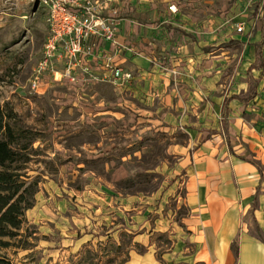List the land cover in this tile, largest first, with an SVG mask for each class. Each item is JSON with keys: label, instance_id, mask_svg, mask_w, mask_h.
I'll use <instances>...</instances> for the list:
<instances>
[{"label": "crops", "instance_id": "crops-1", "mask_svg": "<svg viewBox=\"0 0 264 264\" xmlns=\"http://www.w3.org/2000/svg\"><path fill=\"white\" fill-rule=\"evenodd\" d=\"M119 10L127 12L115 44L101 51L132 78L120 88L90 85L109 90L128 114L155 115L152 127L182 130L171 183L157 206L136 212L129 194L114 190L125 177L118 169L82 190L62 173L42 177L27 226L48 252L108 246L105 258L119 264H264V11L260 28L234 35L211 0H113L108 12Z\"/></svg>", "mask_w": 264, "mask_h": 264}, {"label": "rangeland", "instance_id": "rangeland-1", "mask_svg": "<svg viewBox=\"0 0 264 264\" xmlns=\"http://www.w3.org/2000/svg\"><path fill=\"white\" fill-rule=\"evenodd\" d=\"M36 1L0 0V105H8L24 125L34 130L20 140L21 145L28 144L26 174L38 185L42 177L52 178L62 173L68 176L67 187L82 190L92 187L96 176L105 178L111 170L118 169L125 177L114 184V190L129 194L132 202L129 207L141 212L147 202L151 207L157 206L159 201L154 197L171 183L175 170L173 145L182 144L186 136L179 128L152 127L146 120L158 119L155 115L149 118L145 112L134 113L130 109L128 114L122 106L113 105L117 104L116 99L106 88L90 84L79 88L48 81L34 93L29 83L48 35L46 9L38 7ZM211 1L215 15L224 14L231 34H239L238 23L244 31L260 28L264 0ZM119 2L129 3V0ZM123 11L119 10L116 20L126 14ZM257 15L255 26L251 27V19ZM59 66L55 70H60ZM237 72L236 69L227 86L229 91L238 85L235 84ZM261 78L264 80V72ZM137 106L143 108L141 104ZM103 108L111 109L112 114L97 115ZM130 221L129 218V225ZM35 234L21 240L5 239L11 246L1 249L0 255L12 264H119L121 261L105 258L103 250L109 249L108 246L54 245L56 251L48 252L39 244L43 236Z\"/></svg>", "mask_w": 264, "mask_h": 264}, {"label": "built area", "instance_id": "built-area-1", "mask_svg": "<svg viewBox=\"0 0 264 264\" xmlns=\"http://www.w3.org/2000/svg\"><path fill=\"white\" fill-rule=\"evenodd\" d=\"M113 0H37L46 9L48 35L29 87L37 93L50 80L55 84L75 85L105 81L120 88L130 74L115 66L104 42L115 44L118 21L109 6ZM171 11L175 9L169 8ZM237 32H242L238 25ZM91 58V62L88 60ZM61 64L60 70H55ZM97 71H102L98 74ZM46 83V84H45Z\"/></svg>", "mask_w": 264, "mask_h": 264}, {"label": "trees", "instance_id": "trees-1", "mask_svg": "<svg viewBox=\"0 0 264 264\" xmlns=\"http://www.w3.org/2000/svg\"><path fill=\"white\" fill-rule=\"evenodd\" d=\"M33 132L8 105H0V251L11 246L5 239L21 240L35 233L25 213L34 205L37 182L26 174L28 144H20ZM0 264L12 263L0 255Z\"/></svg>", "mask_w": 264, "mask_h": 264}]
</instances>
